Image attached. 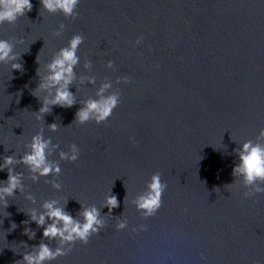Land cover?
I'll list each match as a JSON object with an SVG mask.
<instances>
[{"label":"water","instance_id":"1","mask_svg":"<svg viewBox=\"0 0 264 264\" xmlns=\"http://www.w3.org/2000/svg\"><path fill=\"white\" fill-rule=\"evenodd\" d=\"M30 2L14 24H0V39L23 67L11 72L0 64V164L5 156L19 159L41 130L59 145L49 159L61 174L33 182L23 165L14 167L25 175L24 191L7 198L6 208L0 204V264H16L39 243L56 247L58 240H42L43 226L23 223L51 200L76 220L81 205L99 209L104 227L46 264H264V193L242 199L232 176L233 150L264 127V0H79L76 19ZM61 23L64 31L53 36ZM75 34L84 37L69 85L76 103L52 106L37 121V69L46 75L51 57ZM124 76L130 83H116ZM103 83L120 94L112 115L100 124L73 122ZM52 91L40 95L50 99ZM53 123L56 132L48 130ZM73 143L79 158L58 160ZM157 172L167 185L162 204L142 218L132 201ZM109 194L119 202L110 215L102 208ZM122 221L127 226L117 231Z\"/></svg>","mask_w":264,"mask_h":264},{"label":"clouds","instance_id":"2","mask_svg":"<svg viewBox=\"0 0 264 264\" xmlns=\"http://www.w3.org/2000/svg\"><path fill=\"white\" fill-rule=\"evenodd\" d=\"M78 3L79 0H40L41 8L45 12L51 14L59 12L65 19L77 18L76 8ZM31 9L30 0H0V24L12 25L18 17L24 16ZM64 28L65 25L61 23L52 35L59 36ZM142 39V36H138L133 45H139ZM83 41V35H73L67 41L66 46L61 47L51 57L46 65V75L41 76L39 68L37 69L39 81L32 92V95L41 103L38 111L33 112L37 121H40L44 114L50 112L52 106L70 108L76 103L73 93L69 91V85L72 84L74 79V66L78 64L80 59L77 56V50ZM13 49V45L8 40L0 39V64L8 65L11 72L22 71V63L17 62L20 57ZM87 66L85 64V67ZM105 67L111 69L113 67L112 61L109 60ZM155 67L159 68V65ZM93 82L89 80V83ZM116 83L127 85L130 83V79L127 76L118 77ZM111 87V83H103L96 92L97 99L84 101L83 105L77 109L73 122L80 125L90 120L96 124L105 122L120 103L119 93L107 91ZM49 89L53 90L50 93L51 98L49 99L47 95L41 97V91L47 92ZM57 129L56 123L48 125L50 132H56ZM58 148L59 145L53 144L50 137L44 138L42 131L37 130L36 134L31 137L30 142L25 145L26 150L19 159L14 158L12 155L3 157L0 171L7 170V179L0 181V204H3L6 208L8 206L7 198H11L17 193L23 194L24 185L22 181L25 175L22 172H14L13 169L17 165H23L27 172V178L33 182L42 177H58L61 174L59 163L57 160L49 159ZM233 151L238 159L232 169L233 185L237 186L238 183L239 187L244 189L241 198L250 199L257 194L264 193V187L261 186L264 185V127L260 128L255 141L247 140ZM80 154V149L75 143L67 145L66 151L60 150L57 152L58 160L69 163L75 162ZM61 186L58 182L51 184L53 189H59ZM166 187L167 185L161 181L159 172L150 176L144 191L132 201L142 218L152 217L160 209L162 194ZM23 197L25 200H32L30 195H24ZM118 206L119 202L116 196L109 194L105 197L102 208L107 207L110 215L112 209ZM41 207L43 211L39 214L34 210H30L27 213L29 220L23 223L27 225L31 221L37 227L43 226L42 240H58V244L55 248H52L48 244L39 243L32 247V251L22 254V259L16 261V264H46V262L67 255L76 241L87 244L89 237L97 234L104 227V223L100 218V211L95 207L84 208L81 205L79 215L82 220L74 219L64 208L57 207L54 200L45 201ZM46 217L48 223H45ZM126 226L127 222L122 221L118 222L115 228L120 231L125 229ZM15 227L16 224L12 223L11 229H15ZM144 227L143 224L139 225L140 230H143ZM132 231L135 232L137 229L133 228ZM24 235L29 239H33L35 232L25 227Z\"/></svg>","mask_w":264,"mask_h":264}]
</instances>
